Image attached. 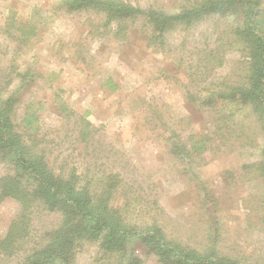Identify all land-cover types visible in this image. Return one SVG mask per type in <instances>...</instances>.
<instances>
[{
  "label": "rangeland",
  "instance_id": "374dc122",
  "mask_svg": "<svg viewBox=\"0 0 264 264\" xmlns=\"http://www.w3.org/2000/svg\"><path fill=\"white\" fill-rule=\"evenodd\" d=\"M125 1L171 12L192 0ZM103 20L91 10L67 11L60 0H0V86L13 79L5 91H17L15 122L31 103L55 171L74 170L83 184L107 192L124 220L154 223L167 237L241 264H264V179L251 164L263 158L260 123L239 104L199 105L204 89L244 75L241 43L230 44L240 16H206L172 29L162 48L147 44L141 20L121 37ZM24 25L33 34H22L17 26ZM80 115L92 124L84 139L74 121ZM190 131L208 133L206 148L181 159L174 145L188 144ZM19 210L14 199L0 200V237ZM60 220L35 208L28 235L11 255L0 254V264H18ZM135 249L142 264H160L140 244ZM112 263L94 242L78 247L73 262Z\"/></svg>",
  "mask_w": 264,
  "mask_h": 264
},
{
  "label": "trees",
  "instance_id": "16d2710c",
  "mask_svg": "<svg viewBox=\"0 0 264 264\" xmlns=\"http://www.w3.org/2000/svg\"><path fill=\"white\" fill-rule=\"evenodd\" d=\"M261 2L192 0L167 12L153 6L142 8L125 0H60L61 6L70 12L91 10L101 13L103 27L113 29L115 37L126 36L127 29L136 20H141L147 27L148 32L143 30L147 44L159 48L165 44L166 33L177 27L188 29L206 16L229 15L233 19L240 16L241 24L232 27L230 33L236 40L230 44L241 43L240 50L245 56L244 75L237 83L204 89L199 105L203 109H214L216 105L225 107L231 103L246 107L256 116L264 134V10ZM24 27L17 26L22 34H33V26L27 30ZM18 76L23 80L28 73ZM11 80L0 86V162L6 165V172L0 176V200L14 199L20 210L0 237V254L11 255L16 250L28 235L34 209L42 207L49 212H58L60 223L45 231L43 243L29 249L18 264H73L77 248L84 242L97 243L103 253L113 256L112 264H142L136 244L155 255L160 264H241L213 248L199 250L167 237L154 223H130L111 204L107 192L95 189L89 182L83 184L74 170L55 171L41 147L37 109L28 102L19 123L14 120L20 101L15 96V89L5 91ZM106 82L109 89H115V82L110 77ZM71 114L73 112L69 111L65 117L69 118ZM74 121L83 139L91 135L89 120L80 115ZM207 136L206 132L190 131L188 144H175L173 152L177 156L181 153V159L192 157V153L199 154L206 148ZM260 153L263 158L251 164L261 170L260 176L264 179V145L260 146ZM189 160L192 162V158Z\"/></svg>",
  "mask_w": 264,
  "mask_h": 264
}]
</instances>
